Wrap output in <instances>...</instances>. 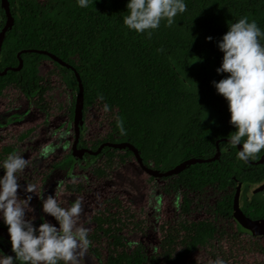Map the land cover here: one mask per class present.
<instances>
[{
  "label": "trees",
  "instance_id": "1",
  "mask_svg": "<svg viewBox=\"0 0 264 264\" xmlns=\"http://www.w3.org/2000/svg\"><path fill=\"white\" fill-rule=\"evenodd\" d=\"M8 2L13 27L2 44L0 72L17 68V54L29 49L48 52L71 65L82 84L84 113L107 103L108 112L113 114L109 134L91 144V151L95 152L102 143L127 142L138 150L146 166L164 172L189 159L212 158L215 143L227 139L235 130L229 124L226 101L211 84L227 75L215 71L222 57L216 42L227 31V25L241 17L255 20L264 32V0H185L186 11L174 18L176 22L165 26L161 21L150 38L123 26L126 0H90L83 9L75 0ZM5 20L0 4V30ZM209 36L212 39L206 40ZM20 58L23 63L19 71H8L0 77V97L13 88L28 98L36 96L41 100L49 88L39 75V66L49 59L35 54H22ZM59 70L72 75L67 69ZM72 80L78 91L74 77ZM118 122L124 134L119 132ZM218 147L225 149L228 145L222 142ZM236 150L229 148L212 163L190 166L164 179L172 190L182 191L183 215L190 211L188 192L200 194L215 189L223 196L213 214L224 221L232 220L236 182L244 191L264 184V162L248 165L236 159ZM10 152L12 148L2 149L4 155ZM262 155L264 150L249 161L255 162ZM86 158H104L110 170L116 160L124 163L133 159V154L127 149L105 148L97 156ZM69 161L67 157L53 169L66 167ZM95 173L103 175L100 169ZM65 190L80 192L74 184H66ZM242 212L251 219L264 218V191L249 200L244 198ZM92 223L88 250L99 264H160L155 257L147 258L142 247L128 248L126 235L140 226L135 214L119 201H106L103 209L93 214ZM178 228L182 233L181 252H174L177 234L166 233L161 243L170 264L207 246L218 234L215 225L207 220L182 221ZM103 240L107 245L104 260L99 254Z\"/></svg>",
  "mask_w": 264,
  "mask_h": 264
},
{
  "label": "rangeland",
  "instance_id": "2",
  "mask_svg": "<svg viewBox=\"0 0 264 264\" xmlns=\"http://www.w3.org/2000/svg\"><path fill=\"white\" fill-rule=\"evenodd\" d=\"M39 75L49 88L43 99L46 112L42 111L36 99L30 103L15 89L5 90L0 97V159L6 156L2 154V149L13 147L14 152H19L28 160L27 167L19 174V182L22 185L31 184L34 188L30 202L34 212L28 215L36 217L35 224L41 222L40 217L56 224L54 218L42 213L39 200L42 196L54 195L64 208L79 200L81 212L76 218V227L87 228L88 234L93 230V214L102 210L106 201L117 200L135 214L140 226L126 235L128 248L131 250L140 246L147 258L155 257L160 264H170L161 248L166 233L177 234L174 252H181L179 223L204 220L215 225L217 236L207 246L182 257L176 264H210L216 258L223 259L225 264H264V238L254 239L248 231L238 228L233 220L224 221L213 214L212 210L222 196L215 189H206L200 194L188 193L190 211L183 215L180 209L182 191L175 192L169 181L164 179H151L134 159L124 163L116 160L110 170L106 169L104 158L75 165L69 161L66 167L53 169L71 154L74 140L71 113L77 91L73 76L61 72L49 60L42 61ZM7 119L10 121L7 122ZM112 120L113 114L104 112L101 106L89 108L84 113V147L90 148L91 144L105 138L110 132ZM29 130L32 133L27 139L18 141ZM45 144H52L55 151L41 157L40 149ZM96 169L102 170L103 175H97ZM66 184H74L80 192H67ZM260 187L263 185L254 186L247 197L251 196L253 189ZM18 195L23 198L25 194L18 190ZM0 224L5 226L2 221ZM0 251L12 255L7 241H0ZM99 254L103 260L107 256L105 240L99 247ZM78 264H99V260L87 250L83 257L78 258Z\"/></svg>",
  "mask_w": 264,
  "mask_h": 264
},
{
  "label": "clouds",
  "instance_id": "3",
  "mask_svg": "<svg viewBox=\"0 0 264 264\" xmlns=\"http://www.w3.org/2000/svg\"><path fill=\"white\" fill-rule=\"evenodd\" d=\"M77 7L87 8L90 0H75ZM122 19L123 26L129 31L143 33L151 37L152 31L160 27L172 26L175 17L186 11L185 0H126ZM124 11V12H125ZM211 40L212 37H205ZM264 32L255 20L241 17L227 25V31L216 42L222 53L217 74L226 73L224 78L212 81L217 94L223 97L229 112V124L235 129L227 136L225 151L237 149L235 157L247 163L264 150ZM98 99H103L98 94ZM104 112L109 105L104 103ZM119 121V117H117ZM118 130L125 129L118 122ZM55 151L52 144L40 149V156L47 157ZM28 160L19 152H10L0 159V221L6 226L10 251L6 255L0 251V264H78L91 241L88 229L76 227V218L81 212L79 200L67 208L61 207L54 195L40 197L42 213L51 216L56 224L40 217L28 215L34 209L30 206L34 188L31 184L22 185L19 174L27 167ZM18 190L25 195L20 198ZM210 264H225L221 258Z\"/></svg>",
  "mask_w": 264,
  "mask_h": 264
},
{
  "label": "water",
  "instance_id": "4",
  "mask_svg": "<svg viewBox=\"0 0 264 264\" xmlns=\"http://www.w3.org/2000/svg\"><path fill=\"white\" fill-rule=\"evenodd\" d=\"M1 8L3 10L4 16L6 18L4 26L0 30V53H1V48L3 41L6 37L7 34L10 33L12 27H13V17L10 14L9 10V2L8 0H0ZM22 54H35V55H41L47 57L49 60H51L54 64H56L57 67L60 69H67L69 70L75 80V83L77 85V95L75 97V102H74V109H73V129L75 133V138L72 143V149H71V155L70 157L72 159H75L77 157L76 161L80 160L84 154H88L91 156H96L98 155L104 148H110L113 150L117 151H123L124 149L129 150L133 154V159L139 166V168L149 177L154 178V179H165V178H170L177 176L179 173L184 171L190 166L198 165V164H208L216 161L218 157L220 156L221 153L225 152V149H219L218 145L219 143H227V139H221L218 140L215 143L216 146V151L215 154L212 158L209 159H200V158H193L189 159L186 161L181 162L180 164L176 165L170 170L167 171H160V170H155L152 167H147L143 159L140 157L139 152L137 149H135L131 144L127 142H121V143H102L98 149L95 152H91L88 149H81L80 151H77V147L80 146L79 140H80V135H82L85 131V125H84V98H83V88L82 84L79 78L78 73L75 71V69L55 57L54 55L42 51V50H34V49H29V50H23L17 54V59H18V67L17 68H7L0 72V77L4 76L8 71H14L17 72L22 68V59L20 56ZM239 145H237V150H239ZM80 152V153H78ZM264 162V155H262L259 160L252 162L248 161L246 164L256 166L260 165ZM240 190H241V184L239 182H236L235 184V191L232 197V219L236 222V224L242 228L243 230L248 231L251 236L254 239L260 240L264 238V218L261 219H256L252 220L248 218L247 216L244 215L242 212V206H243V201L240 198ZM264 191L263 187H260L254 191V193H260ZM0 236L8 239L7 237V231L4 228L0 227Z\"/></svg>",
  "mask_w": 264,
  "mask_h": 264
},
{
  "label": "flooded vegetation",
  "instance_id": "5",
  "mask_svg": "<svg viewBox=\"0 0 264 264\" xmlns=\"http://www.w3.org/2000/svg\"><path fill=\"white\" fill-rule=\"evenodd\" d=\"M50 62H52L51 60H49ZM53 63V62H52ZM54 64V63H53ZM56 65V64H55ZM10 89H13V88H10ZM16 90V89H15ZM18 91V90H17ZM47 94V93H46ZM45 94V95H46ZM23 95V94H22ZM24 96V95H23ZM25 98H27V100L31 103V101L33 100V99H36V101H37V103L38 104H41V108H42V111L43 112H46V109L44 108V97H42V99L40 100V99H38L36 96L35 97H33V98H28V97H26V96H24ZM10 121V119H7V122H9ZM72 122H73V119H72ZM85 132L86 131H84V133L82 134V135H80V140H79V144H80V146L79 147H77V151H80L81 149H88V150H90L89 148H85L84 147V144L82 143V139H83V135L85 134ZM32 132L29 130V131H27V132H25L24 134H22L19 138H18V141H23V140H25V139H27V137L31 134ZM75 138V133H74V129H73V139ZM74 141V140H73ZM6 148H12V152H14V149H13V147H6ZM72 149V148H71ZM105 149V148H104ZM91 151V150H90ZM91 152H93V151H91ZM7 155V154H6ZM71 155V154H70ZM70 155L68 156L69 157V160L71 161V163L73 164V165H75V164H81L82 162H85V161H88V162H91V159H88V158H86V156H91V155H88V154H84L83 156H82V158L80 159V160H78V161H76V159H77V157H75V159H72L71 157H70ZM97 156V155H96ZM92 157H95V156H92ZM93 161V160H92ZM139 167V166H138ZM148 167V166H147ZM149 177V176H148ZM151 178V177H150ZM154 179V178H153ZM253 187H250L249 189H247L246 191H244L243 190V188H242V185H241V190H240V192H241V196H240V198L242 199V201H243V199L244 198H246V199H250V197L252 196V195H254V194H256V193H254V191L256 190V189H253L252 190V193H251V196L248 198L247 197V194L249 193V191L252 189ZM263 188H264V184H263ZM258 189V188H257ZM217 191V190H216ZM219 192V191H218ZM188 193H191V192H188ZM222 196H223V193L222 192H219ZM195 194V193H194ZM221 196V197H222ZM221 197H220V200H221ZM189 199V198H188ZM219 200V201H220ZM219 201H217V202H219ZM217 202H216V204H217ZM215 204V205H216ZM215 207V206H214ZM181 209V208H180ZM189 214V213H188ZM249 218V217H248ZM251 219V218H250ZM233 220V219H232ZM252 220H256V219H252ZM233 222L235 223V225L236 226H238L237 224H236V222L233 220ZM0 227L1 228H4V229H6V226H3V225H1L0 224ZM239 227V226H238ZM240 228V227H239ZM246 231V230H245ZM2 240H4V241H7V243H9L8 242V239H5L4 237H2V236H0V241H2ZM10 245V244H9ZM12 255L14 256V253H12Z\"/></svg>",
  "mask_w": 264,
  "mask_h": 264
}]
</instances>
